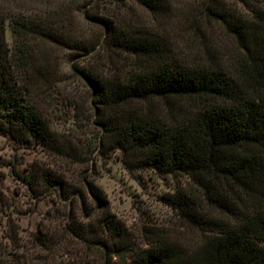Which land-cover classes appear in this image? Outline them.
I'll return each mask as SVG.
<instances>
[{
  "label": "rangeland",
  "instance_id": "1",
  "mask_svg": "<svg viewBox=\"0 0 264 264\" xmlns=\"http://www.w3.org/2000/svg\"><path fill=\"white\" fill-rule=\"evenodd\" d=\"M157 5L0 0L7 56L23 47L37 69L46 63L49 71L48 81L37 75L27 93L17 89L26 76L16 78L13 71L11 77L19 103L39 115L42 137L22 125L14 104L0 107V264H133L158 243L186 248L208 236L189 227L169 201L181 189L194 190L192 182L146 165L118 133L130 116L173 121L196 102L151 97L109 105L94 86L126 81L156 61L223 60L237 48L207 9L264 29V0H158ZM15 22L51 27L61 43L32 33L19 37ZM125 34L145 35L157 51L145 55L117 46Z\"/></svg>",
  "mask_w": 264,
  "mask_h": 264
},
{
  "label": "trees",
  "instance_id": "2",
  "mask_svg": "<svg viewBox=\"0 0 264 264\" xmlns=\"http://www.w3.org/2000/svg\"><path fill=\"white\" fill-rule=\"evenodd\" d=\"M154 1L144 3L153 9L158 6ZM205 14L223 26L238 52L223 60L215 57L209 65L156 61L155 67L126 81L94 86L109 105L151 97L196 102L173 121L141 114L130 116L118 130L142 153L146 165L183 174L192 182L194 190L181 189L169 201L189 227L209 233L200 244L186 248L158 243L133 264H264V29L216 9ZM13 33L61 43L51 27L34 22H15ZM117 46L145 55L157 51L145 35L125 34ZM18 51L7 56L0 30V107L14 104L22 125L42 137L39 115L19 103L11 77L13 71L16 78L25 75L17 89L27 93L38 76L48 81V65L41 63L37 69L26 49Z\"/></svg>",
  "mask_w": 264,
  "mask_h": 264
}]
</instances>
